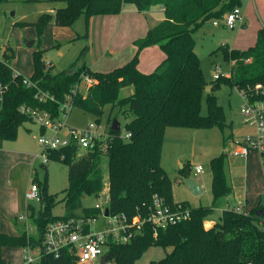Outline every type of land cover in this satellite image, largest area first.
Returning <instances> with one entry per match:
<instances>
[{
  "label": "trees",
  "instance_id": "1",
  "mask_svg": "<svg viewBox=\"0 0 264 264\" xmlns=\"http://www.w3.org/2000/svg\"><path fill=\"white\" fill-rule=\"evenodd\" d=\"M65 2L64 7L53 13H42L38 20L30 23L37 31L38 42L53 21L61 26H72L81 15L86 19L95 15H117L126 3L134 4L139 11L161 6L164 18L149 28L143 37L134 41L135 54L124 65L109 71L91 69L80 60L71 63L68 69L52 73L51 65L44 67L45 48L32 53L33 72L30 76L16 73L11 66L15 52L4 51L0 59V147L6 140H15L19 128L28 121L34 122L32 110L48 111L51 118L59 116L61 104L70 101L74 107L93 113L100 122L104 107L118 108L129 121L125 124L123 137L121 128L109 127L110 137L106 152L90 150L78 156L77 148L66 147L48 153L51 160L68 165V186L64 197L58 199L51 193L48 173L44 180L34 179L39 186L40 209L29 205L30 219L36 232L28 235L24 228L18 235H9L0 230L2 246L22 247L30 241L40 244L46 226L58 219L82 220L85 231L91 225L86 221L97 219L102 214L94 205H85L84 198L99 199L104 188L102 156L108 157L107 206L112 214L139 215L147 217L152 212V201L157 194L172 208L181 205L189 208L190 216L177 224L158 228L150 222L127 243L109 242L105 260L114 259L116 264H135L142 254L152 246L172 248L159 264H264V208L238 211L225 209L219 220L207 226L205 220L213 211L214 202L230 195L225 168L226 152L210 161L212 171V205L191 207L188 202H175L173 181L163 166V149L168 128H212L219 127L223 133L227 127L223 106L214 91L222 83L243 86L264 80V28L258 30L256 42L248 49L220 46L226 61H236L232 69L233 79L221 78L207 82L201 60L196 52L195 32L207 21L220 20L237 6L241 0H49ZM19 25H28L25 22ZM41 45V44H40ZM159 45L165 53L164 59L154 71L146 73L139 69L140 52L146 47ZM250 59V62H246ZM95 82L86 90H79L83 76ZM36 83L49 93L46 102L36 98V88L24 83L25 78ZM133 86L134 92L121 97V89ZM211 91L207 92V87ZM205 96L208 112L202 113ZM53 98V99H52ZM111 121V118H109ZM232 137L229 133L224 142ZM46 168L45 164H41ZM189 163H184L180 172L187 176ZM64 202L62 215L53 209ZM262 211V214L258 212ZM79 257L74 247H66L58 256L45 255L40 264H78Z\"/></svg>",
  "mask_w": 264,
  "mask_h": 264
},
{
  "label": "rangeland",
  "instance_id": "2",
  "mask_svg": "<svg viewBox=\"0 0 264 264\" xmlns=\"http://www.w3.org/2000/svg\"><path fill=\"white\" fill-rule=\"evenodd\" d=\"M65 5V2L49 0H0V59L4 51L13 50L15 56L11 61V66L16 71L30 76L33 72V50L41 47L46 48L44 60L46 66L50 63L49 69L52 73L66 70L71 63L78 60H84L89 67L97 64L94 69L109 71L124 65L134 55L130 54L131 39L146 34L149 28L154 27L162 17L164 18L161 6H153L148 11H139L134 4L126 3L122 10L123 17H117V21L112 26L105 23L104 19H99L97 15L87 20L83 14L72 26H61L53 21L46 27L40 45L37 40V31L30 23L37 21L42 13H53V7H64ZM241 6L246 16L245 27L234 29L223 26L215 27L212 21H207L195 32L196 52L200 57L207 82L215 79L214 74L217 70L224 73L230 70L228 61L224 59L222 50L219 49L220 46L228 44L230 47L241 50L248 49L255 44L259 27L264 28V0H242ZM20 22L28 25H19ZM28 40H35L32 47L27 46L26 41ZM111 43L114 46L122 43L123 48L117 55L112 54V49H106ZM163 54L165 56L164 52ZM153 57L155 54L144 55L142 62ZM113 63L114 65L111 66ZM141 69L149 73L155 68L149 70L144 64ZM81 87L82 90H86L84 82ZM133 92L134 87L127 86L121 89L120 96L126 97ZM214 93L217 95L218 102L223 106L226 122L231 127H227L224 133L219 127L195 129L171 127L167 135V150L169 151V147L174 148L184 158L180 162L169 160L167 162L164 157V166L173 181L174 198L177 201L188 202L191 207H196L213 204L210 161L213 157L226 152L225 168L233 193L230 196H222L214 202L213 211L206 218L205 223L218 219L223 210L228 207L243 211L242 208L246 206V203L253 207L261 203L264 208L262 156L256 151H252L248 158L232 154L238 142L250 132L240 114L243 98L236 86L226 83H222ZM207 112L208 106L204 96L202 113L206 115ZM96 119L95 114L74 107L66 121L68 128L84 129L90 123H94L99 124L102 130H106L116 119L120 123L122 134H125L124 126L129 121V118L118 108L112 110L110 105L104 107L100 122ZM172 130H184L189 133L173 134ZM229 133L233 136L224 142V137ZM39 135V123L28 121L19 128L15 140L4 141L0 148V230L3 233L18 235L20 230L15 223L16 216L26 215L29 205H32L35 210L40 209L38 198L26 199V191L37 177L39 180H44L47 172L49 191L59 194V200L64 197L63 191L68 186V165L62 161L51 160L46 164V168H43L41 165L43 154H41V147L38 143ZM178 135L182 136L178 137ZM184 163L190 164L187 176L180 172ZM196 165L203 167L201 174L195 173ZM101 167L106 185L108 184V157L106 155L102 156ZM188 178L203 184L204 191L195 195L187 184ZM83 201L85 205H94L97 198L87 196ZM64 212V202L60 201L53 209V213L62 215ZM106 222L107 219L101 214L91 228L93 231L101 230ZM171 250L172 248L152 246L135 264H159L160 260ZM1 254L7 262L12 264H22L25 255L19 246H2ZM103 256L93 261L79 260L78 264H116L114 259L103 262Z\"/></svg>",
  "mask_w": 264,
  "mask_h": 264
},
{
  "label": "built area",
  "instance_id": "3",
  "mask_svg": "<svg viewBox=\"0 0 264 264\" xmlns=\"http://www.w3.org/2000/svg\"><path fill=\"white\" fill-rule=\"evenodd\" d=\"M243 12L240 6L235 7L230 12L226 13L221 19L228 28H236L239 23L243 22ZM218 24V20H215ZM246 59V62H250ZM236 61H228L230 70L224 73L217 70L214 74L216 80L221 78L233 79L235 73L232 69ZM219 67V66H218ZM217 67V68H218ZM17 73V72H16ZM82 82L87 89L91 86L95 79L86 75L83 76ZM81 83L78 84V89L82 90ZM24 83L29 87L36 88V98L39 101L46 102L51 100L49 93L41 90L36 83H33L25 78ZM239 90L243 103L240 106V114L244 124L250 129V132L238 142V146L232 151V154L238 156H249L250 152H258L264 162V80L255 83H248L243 86H236ZM4 90L0 84V94ZM53 99V98H52ZM73 104L66 101L61 104V111L58 117L52 119L48 111L32 110L34 122L40 125V135L38 143L43 154V164L51 161L48 153L57 151L66 147L77 148L78 156L83 155L90 150H102L106 152L108 148V139L110 137L109 129L102 130L99 124L90 123L84 129L68 128L67 118ZM130 134H123V137H128ZM196 173L203 172V167L197 165ZM39 186L32 183L31 187L26 191V199H39ZM108 184L104 185L103 191L94 204L99 208L102 215L107 219L105 227L98 231H85L82 220L75 219H58L49 223L43 234V239L40 244L29 242L22 246L25 255L22 259V264H40L45 255L52 254L58 256L66 247H74L81 261H93L98 257L105 255L109 242L127 243L134 236L139 234L146 222H150L155 231L158 228L166 227L167 225L177 224L189 218V208H184L178 205L172 208L167 204L162 196L155 195L152 201V212L147 217L139 215L129 217L126 214L105 215V209L108 207L109 201ZM20 222L23 223V228L28 235L36 232V226L32 223L30 215L21 214L18 216ZM96 222V219H89L87 224ZM0 264H12L5 260L1 254L0 248Z\"/></svg>",
  "mask_w": 264,
  "mask_h": 264
},
{
  "label": "crops",
  "instance_id": "4",
  "mask_svg": "<svg viewBox=\"0 0 264 264\" xmlns=\"http://www.w3.org/2000/svg\"><path fill=\"white\" fill-rule=\"evenodd\" d=\"M254 1V0H253ZM241 3H242V0H241ZM241 8H242V6H240ZM56 8H59V7H53V12L55 11V9ZM162 8V7H161ZM123 10V9H122ZM163 10V9H162ZM123 13L121 12L120 14H117V16L116 15H97V17H99V19H104V22L105 23H107L109 26L111 25L112 26V24L113 23H115L117 20V17H123ZM243 22H241V23H239V25H238V28H240V27H245V24H246V16H244V14H243ZM92 19H93V17H92ZM162 19H163V17H162ZM161 19V20H162ZM160 20V21H161ZM159 21V22H160ZM215 22V20H212V24H213V26H215V27H219V26H223V27H227L225 24H224V22L220 19V20H218V24H215L214 23ZM52 24V23H51ZM50 24V25H51ZM228 28V27H227ZM260 29H261V27H259ZM259 30V29H258ZM258 34V33H257ZM145 34H143V35H139V36H137V37H135V38H133V39H131V42L129 43V46H130V49H131V53L130 54H135V52H136V49H137V47H136V45H135V43H134V41L136 40V39H138V38H140V37H143ZM226 45V44H225ZM228 45V44H227ZM159 47V45H153V46H150V47H146L145 49H143L141 52H140V61H139V64H138V67H139V69L142 71V69L141 68H143V65L145 64L146 65V67L149 69V70H152V69H154V68H156L157 66H158V64L164 59V54H163V50L161 49H159L158 48ZM122 48H123V45H122V43H119V44H116L115 46H114V44L113 43H111L110 44V46H108L106 49L107 50H109V49H112V54L114 55H117L118 53H119V51L120 50H122ZM231 48H235V47H231ZM46 49V48H45ZM238 49V48H237ZM155 54V57H153V58H151L150 60H148V61H145V62H142V60H143V56L144 55H147V54ZM132 55H130V56H132ZM129 58V57H128ZM131 58V57H130ZM101 61V60H100ZM80 63H85L86 64V62L83 60V61H80ZM48 65H50V63L48 64ZM97 64H94L93 66H91L90 68L91 69H93V70H97V71H103V69H94L95 67L94 66H96ZM114 65V63L111 65V66H113ZM13 68V67H12ZM14 69V68H13ZM15 70V69H14ZM15 72H17V73H21V72H18V71H16L15 70ZM23 74V73H22ZM24 75V74H23ZM26 76V75H25ZM169 129L170 128H168L167 129V131H166V134H165V142H164V149H163V166H164V161H165V159H164V157L166 158V161L167 162H169V161H181V160H183V158H184V156H182V155H180L179 154V152L176 150V149H174V148H170L169 147V151L167 150L168 148H167V146H166V143H167V135H168V132H169ZM171 133H173V134H187V133H189V132H186V131H184V130H172L171 131ZM179 136H182V135H178V137ZM233 136V135H232ZM3 144H4V142H3ZM3 144L1 145V147L3 146ZM0 147V148H1ZM252 152H250V154H251ZM249 154V155H250ZM249 156H247V158H248ZM169 160V161H168ZM197 166V165H196ZM195 166V167H196ZM194 167V168H195ZM164 168H165V170H166V172L168 173V170L166 169V167L164 166ZM195 173H196V170H195ZM201 174V173H200ZM168 175H169V173H168ZM169 177H170V175H169ZM171 178V177H170ZM172 179V178H171ZM177 181H179V179H177ZM198 184H199V186H200V188H201V192H203L204 191V189H203V184H201L200 182H198ZM211 184H212V179H211ZM233 193V191L231 192V194ZM230 194V195H231ZM195 195H197V194H195ZM230 195H228V196H230ZM235 195V194H234ZM212 198H213V194H212ZM174 200H175V202H180V201H177L175 198H174ZM212 203H213V200H212ZM211 203V204H212ZM259 204H261V203H259ZM258 204V205H259ZM257 205V206H258ZM257 206H255V207H253V206H249L247 203H246V206L244 207V208H242V209H247V210H249V209H252V208H256ZM197 207V206H196ZM228 208H231V207H228ZM228 208H226V209H228ZM234 208V207H233ZM236 208V207H235ZM225 210V209H224ZM223 210V211H224ZM28 213L30 214V212L28 211ZM222 215V214H221ZM220 215V216H221ZM220 216H219V218H220ZM219 218L218 219H213V220H210V223H206V225L207 226H211V225H213L217 220H219ZM206 222V221H205ZM15 223H16V225H18V227H19V229H22L23 228V223L22 222H20L19 221V219H18V217L16 216V221H15ZM105 256V255H104ZM103 256V260H105L104 257ZM104 262H106V260L104 261Z\"/></svg>",
  "mask_w": 264,
  "mask_h": 264
},
{
  "label": "water",
  "instance_id": "5",
  "mask_svg": "<svg viewBox=\"0 0 264 264\" xmlns=\"http://www.w3.org/2000/svg\"><path fill=\"white\" fill-rule=\"evenodd\" d=\"M34 43H35V40H28V41H26V44H27V46H29V47H32V46L34 45ZM44 67H46V65H45ZM210 91H211V86H208V87H207V92H210ZM111 128H112L113 130H119V129H120V123H119L116 119H114L113 122H112ZM187 184H188V186L190 187L191 191H192L194 194H199V193H201L202 190H201L199 184L197 183V181H196L195 179L188 178V179H187ZM109 212H110V209H109V207H107V208L105 209V215H106V216L109 215ZM258 213H259V214H262L263 212L260 211V212H258ZM104 257H106V256H104ZM104 259H105V258H104ZM104 261H105V260H103V262H104Z\"/></svg>",
  "mask_w": 264,
  "mask_h": 264
}]
</instances>
